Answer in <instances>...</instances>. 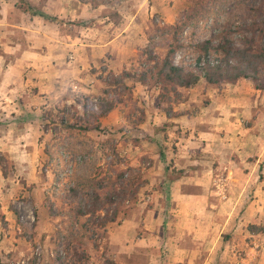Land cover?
Segmentation results:
<instances>
[{
  "label": "rangeland",
  "instance_id": "1",
  "mask_svg": "<svg viewBox=\"0 0 264 264\" xmlns=\"http://www.w3.org/2000/svg\"><path fill=\"white\" fill-rule=\"evenodd\" d=\"M0 2V264H55L58 254L68 255L69 264H142L152 254L163 258L164 241L155 247L137 243L147 235L145 218L157 202L166 207L155 209L156 216H164L165 224L172 217L165 171L174 173L167 175L168 185L184 171L175 162L183 149L192 159L213 153L196 131L173 120L183 115L190 120L209 104V88L220 91L241 80L257 87L245 78L221 84L202 79L182 88L181 100L168 101L160 97L158 86L127 79L130 88L120 86L122 102L100 119V128H71L67 122L76 121L92 101L105 106L110 87L106 77L140 69L149 48L165 55L175 24L184 28L179 30V63L195 62L199 40L229 35L243 45L264 29V0H44V7L32 3L62 22L45 18L54 26L46 27L44 42L26 53L28 63L12 62L25 55L22 30L5 28L22 18L21 0ZM26 15L28 19L30 13ZM39 67L56 80L39 81ZM194 94L201 98L200 106L188 104ZM248 119L240 117L243 125ZM122 172L127 179L141 181L143 175L146 181L136 201H128L106 231H86L85 217L75 216L65 202L69 188L79 185L105 193L123 182ZM218 174L212 179L217 197L227 192L226 176ZM255 226L249 227L251 232L264 231V226ZM75 245L89 253V261L74 255Z\"/></svg>",
  "mask_w": 264,
  "mask_h": 264
},
{
  "label": "crops",
  "instance_id": "2",
  "mask_svg": "<svg viewBox=\"0 0 264 264\" xmlns=\"http://www.w3.org/2000/svg\"><path fill=\"white\" fill-rule=\"evenodd\" d=\"M30 1L44 7V0ZM19 12L22 18L5 28L10 26L13 33L22 30L25 55L12 62L28 63L26 53L44 42L45 28L54 23L39 15L30 14L26 19L27 12ZM44 69L39 67V81L46 77L56 80ZM216 91L208 89L209 104L201 106L192 119L183 115L173 120L196 131L205 149L213 153L192 159L183 149L175 162L184 171L168 185L167 175L173 172L165 171L163 183L172 192L168 200L172 217L165 224L164 216H156L155 209L166 207L157 202L145 218L147 235L137 243L155 247L164 241L165 256L158 259L152 254L142 264H264V231L249 229L250 224L264 226V92L247 80ZM188 104L200 106L201 98L194 94ZM242 116L249 118L245 125ZM218 173L226 176L227 192L217 197L212 179ZM210 195L215 199L209 201Z\"/></svg>",
  "mask_w": 264,
  "mask_h": 264
},
{
  "label": "trees",
  "instance_id": "3",
  "mask_svg": "<svg viewBox=\"0 0 264 264\" xmlns=\"http://www.w3.org/2000/svg\"><path fill=\"white\" fill-rule=\"evenodd\" d=\"M21 7L32 15L62 22V19L38 8L28 0H21ZM262 24H264V18ZM171 29H174L173 39L169 42L165 55L161 56L149 48L147 62L140 69L124 70L121 74L112 73L106 77L104 80L110 87L105 91L108 94L105 106L99 101H92L91 105H86L83 115H79V118L72 123L68 121L67 125L71 128L85 130L100 128V119L107 116L122 102L120 86L130 88L126 83L127 79H136L158 86L161 90L160 97L168 101L181 100L183 98L181 89L193 87L202 79H206L211 84H221L237 82L245 78L251 80L257 88L264 89V29L260 30V34L256 33L247 37L243 45H239L229 35H223L218 40L213 38L199 40L194 45L197 50L194 63L186 59L181 63L176 60V54L182 41L179 37V30L184 28L175 24L171 26ZM88 98L91 100L89 96ZM170 109L172 107H169L168 111ZM180 114L183 113H178ZM121 174L123 182L114 184L105 193L97 188L86 191L79 185L69 188L65 202L71 206L75 216L85 217L82 227L86 231L96 233L99 228L106 231L109 223L118 220L126 203L136 201L140 189L146 183L143 175H140L141 181H139L138 177L127 179L125 173ZM249 227L251 230L256 228L255 225H249ZM80 248L81 245L72 247L74 255L78 259L89 261V253ZM55 264H69L68 255L58 254Z\"/></svg>",
  "mask_w": 264,
  "mask_h": 264
}]
</instances>
